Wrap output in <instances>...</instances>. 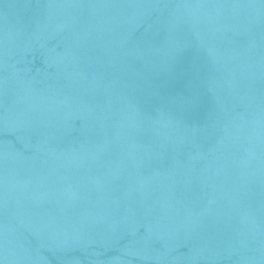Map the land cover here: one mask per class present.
<instances>
[{"label":"water","instance_id":"water-1","mask_svg":"<svg viewBox=\"0 0 264 264\" xmlns=\"http://www.w3.org/2000/svg\"><path fill=\"white\" fill-rule=\"evenodd\" d=\"M0 264H264V0H0Z\"/></svg>","mask_w":264,"mask_h":264}]
</instances>
